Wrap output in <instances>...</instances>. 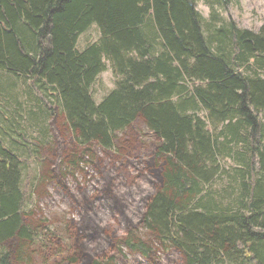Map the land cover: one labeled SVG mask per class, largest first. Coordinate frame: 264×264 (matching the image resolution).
<instances>
[{
  "label": "trees",
  "instance_id": "16d2710c",
  "mask_svg": "<svg viewBox=\"0 0 264 264\" xmlns=\"http://www.w3.org/2000/svg\"><path fill=\"white\" fill-rule=\"evenodd\" d=\"M212 16L204 35L193 0H0V71L52 91L79 145L111 151L118 131L147 126L155 191L140 225L182 264H264V24L255 33ZM93 24L100 38L79 51ZM105 61L118 80L96 104L89 90ZM230 158L234 168L219 163ZM112 188L81 199L72 250L54 264H117L122 246L160 264L150 241L131 230L120 239L97 220L103 200L128 220ZM24 198L20 155L0 136V264H28L37 234Z\"/></svg>",
  "mask_w": 264,
  "mask_h": 264
},
{
  "label": "rangeland",
  "instance_id": "374dc122",
  "mask_svg": "<svg viewBox=\"0 0 264 264\" xmlns=\"http://www.w3.org/2000/svg\"><path fill=\"white\" fill-rule=\"evenodd\" d=\"M193 1L203 18L204 35L213 14L224 22L233 21L238 28L255 33L264 24V0H227V4H223V0ZM99 38L98 26L93 24L79 36L76 47L83 51ZM159 45L154 43L152 51L158 53ZM105 63L106 71L95 78L89 90L96 104L114 89L118 80L111 63ZM259 72L264 78V70ZM59 104L52 91H45L35 80L0 71V136L20 155L21 189L25 197L22 210L37 234L32 243L24 246L25 263L54 264L68 255L73 247L74 229L83 218L79 202L109 184L124 197L128 220L123 221L116 209L103 200L96 214L100 224L114 228L120 239L131 230L133 235L137 233L150 241L160 264H182L183 258L177 249L164 244L168 246L165 249L140 225L142 200L155 191L149 170L156 156L157 141L147 126L136 120L118 131L111 151L96 144L79 145L74 141ZM198 115L206 120L208 132L216 134L208 124V113L201 110ZM259 117L264 124V112L259 113ZM218 127L220 130L222 125ZM235 162L234 158L219 160L221 166L227 168H234ZM224 183L222 178L208 188L220 190ZM120 251L117 264H148L126 246Z\"/></svg>",
  "mask_w": 264,
  "mask_h": 264
},
{
  "label": "crops",
  "instance_id": "0c3cea01",
  "mask_svg": "<svg viewBox=\"0 0 264 264\" xmlns=\"http://www.w3.org/2000/svg\"><path fill=\"white\" fill-rule=\"evenodd\" d=\"M194 4L196 5V2H194ZM196 7V6H195ZM151 22H153L151 19H149ZM161 48H160V46H159V50H160Z\"/></svg>",
  "mask_w": 264,
  "mask_h": 264
}]
</instances>
